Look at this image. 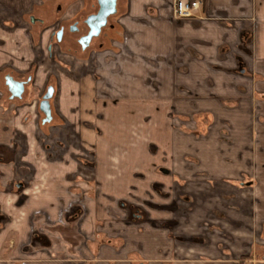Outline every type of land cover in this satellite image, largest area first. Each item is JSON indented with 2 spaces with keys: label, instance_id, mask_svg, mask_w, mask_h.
<instances>
[{
  "label": "crops",
  "instance_id": "obj_1",
  "mask_svg": "<svg viewBox=\"0 0 264 264\" xmlns=\"http://www.w3.org/2000/svg\"><path fill=\"white\" fill-rule=\"evenodd\" d=\"M173 1L123 0L120 5L117 0L116 7L123 13V43L113 41L61 80L59 94L52 100V116L65 121L61 127L76 138L77 132L91 127L97 133L91 141L94 155L48 160L53 165L72 164L74 171L69 166L65 177L51 178L57 180L42 193L49 197L38 201V210L24 206L28 212L23 224L17 220L0 226L9 237L7 242L0 239V264H15L18 256L29 264H194L189 253L178 256V247L172 245L177 241L168 235L172 223L163 222V206L154 201L155 185L169 182L164 181L166 170L158 169L163 163L172 164L169 184L175 196L166 211L179 209L185 185L192 201L188 199L183 207L189 217L201 205L195 202L196 180L211 179L215 187L204 188L202 209L208 208L204 203H210L209 195H217L218 203L210 207L225 215L231 211L228 226L236 231L254 227L248 242L223 241L240 245L232 253L239 256L237 264H264L260 235L264 211L254 202H249L248 210H234L228 204L231 192L224 185L230 180L225 166L232 157L234 164L243 163L251 170L243 177L248 182L238 187L254 189L249 180L256 166L255 146L264 142V0H200L199 9L186 19L173 18ZM24 2L0 0V35L16 37L17 5ZM195 115L210 119L208 147L217 155L191 161L190 155L182 158L173 151L185 146L189 153H199V139L189 132L196 128L195 119L185 127L187 132L179 125L180 116L190 117L189 121ZM200 126L203 129L204 123ZM154 135L165 138L164 151ZM152 146L162 154L172 149V154L163 162L151 154ZM198 165L203 177L196 176ZM68 175L71 186L80 180L87 187L85 194L80 196L74 193L77 188L63 184ZM44 176L41 179L47 180ZM7 195L5 207L20 212L19 194L9 191ZM148 199L152 205L146 203ZM120 201L128 205L119 206ZM105 202L110 203L107 209L102 207ZM114 206L123 209L122 221L109 219ZM134 207L140 209V216L134 215ZM218 256L217 264L229 263L221 260L226 258L223 252Z\"/></svg>",
  "mask_w": 264,
  "mask_h": 264
},
{
  "label": "rangeland",
  "instance_id": "obj_2",
  "mask_svg": "<svg viewBox=\"0 0 264 264\" xmlns=\"http://www.w3.org/2000/svg\"><path fill=\"white\" fill-rule=\"evenodd\" d=\"M118 3L122 5L123 0H118ZM17 6L19 8L18 21L20 25L17 27L15 33L16 37L10 40L9 36L5 34L0 35V113L2 114V116H0V226H2V228H5V225L11 224L17 220L20 221V225L23 224L24 220L27 218L28 212V207L24 206L28 204L30 207L28 210L34 207L35 211L38 210L41 205L38 204V201L49 197V195L41 196L42 193H46V189L52 188L51 184L57 180V178H51L54 175L65 177V173L69 172L67 170L69 166L72 167L71 171H74L72 164L65 165L62 163L53 165V163L48 162L51 157H60L69 159L70 161L72 158L77 160L79 157L90 159V157L94 155L91 141L97 133L90 127L88 130L83 129L77 132L76 138L68 129H63V127H61V125L65 124V121L62 122V120L57 117V114L50 117V120L46 123L44 120L45 115L41 112L40 107L38 108V105L40 106L42 101V95H45L47 89L51 87L53 92L49 105L50 108L54 107L55 104H52V100H55L59 94V84L64 77L74 75L73 70L75 71V65H81V62H91V60L96 57L95 54H97V52L108 48L107 46L113 41L123 43L121 37L122 21H120L122 20L123 13L121 9H119V5L117 13L108 20L106 26L102 27L100 36L84 51L73 41L85 32L83 27H80L79 34L77 35H65L60 43H55L50 39L51 33L57 31L55 23L58 20L63 23L62 25L67 27L73 25V22L78 19L79 15L82 18L90 12L95 11L97 8L96 0H25L24 4L19 3ZM29 16H33L37 20L34 23H30ZM45 27L49 28L45 29ZM11 44L14 45L12 53L10 50ZM49 46H51V51H48ZM6 76H10L14 80L22 82H26L29 78L31 79L30 83L26 84L21 99L10 100L4 81ZM50 111L52 113V108ZM187 118L190 119V117L187 116H180L179 125L187 132L185 127L195 119L197 123L195 124L196 128H191L192 130L189 132L194 134L200 141H196L197 145L201 146L198 148L199 153H189L185 146L174 149L173 153L180 152L182 158H185L186 155H190V158H192L191 161L197 160V158H199L198 156H215L216 153L208 147L209 128L207 126L211 123L210 119H207V117H197L196 115L189 121ZM203 123L204 128L202 129L200 125ZM70 126L73 128V125ZM153 138H155L154 141L161 150L164 151V149H166L165 138L160 135H154ZM221 139L222 142L225 140L224 135ZM205 141L207 144H205ZM222 150H224V148ZM255 150L256 166L252 171L253 178L249 180L254 186L252 190H242L238 187L239 184L248 182L244 180L243 177L245 173L250 172L249 174H251V170H246L243 163L234 164L232 157L228 158L230 162H228L227 166L223 164V167L225 166V169L227 168L226 175H231L230 180H226L224 184L228 189V193L231 192L230 196H232H229L228 200L231 202L228 204L232 205L233 209L236 211H241L242 209L248 210L250 203L253 202L257 207L259 206L261 211H264V142L261 141L255 146ZM154 153L159 155L163 162H165L172 154V149L167 152V154H162L158 153L154 146H152L151 154ZM214 165L218 166L217 163ZM200 166L201 165H198L194 169L197 174L196 176L203 177V170L200 169ZM52 167L55 168L53 169ZM158 167H160L158 169L164 168V172L166 170L165 174L168 177L164 178V181L169 182L168 184L162 183L155 185L154 188L157 190L156 193L159 196L154 195V201L155 203L159 202L163 206V217H166L163 219V222L165 223L168 221L172 223L170 227L172 231H170L168 235L169 237L171 235L172 239L177 241L175 244L172 243V245L178 247V256L180 259L189 253L194 260V264H206V262L217 264L219 260L217 258L219 257L218 252L221 251L223 254H226V258H222L221 260L229 262L227 264L239 263V256L232 254L239 244L234 241L230 242L227 240L225 242L223 240L224 238H229V240L243 238L248 242L249 237L253 236L250 231L254 227L248 228L249 231L247 229L236 231L234 228L230 227L231 225L228 226L231 221L229 219V216H232L230 215L232 214L231 211L225 215L226 213L217 211L215 206V211L210 207L213 206L214 203H218L217 195H209V197L212 198L210 199L211 204L209 200H207L204 206L208 208L206 210L202 209L203 202L201 198H203L204 188L215 187V184H213V181L209 178L205 180L202 178L196 180L197 196H195V202L199 201L201 205L199 209L193 211L189 217L187 216L188 212L183 208H186L187 200L189 199L185 194V185L181 189L182 194L179 195V209H175V211L172 209L173 213L171 211H166L167 206H172V202L175 199L174 194L170 190L171 185L169 184L171 183L170 178L172 177V164L163 163L159 164ZM235 167L238 169L236 171L237 175L232 176ZM198 169H200V171ZM34 171L36 172L35 177L32 175ZM179 171L181 172V170ZM231 171H233V173L230 174ZM44 175H47V180L41 179L45 177ZM49 175L50 177H48ZM70 176L71 175L66 176L67 179L63 184L66 185L68 189L71 187L72 189L77 188L74 193L77 192L80 196L81 194L83 195V193L85 194L84 189L86 190L87 187L80 185V180H77V183L71 186ZM5 178L9 181H6ZM236 190L238 193L235 192ZM9 191L19 194L17 201H21L20 204L22 205L20 207H23L20 208V212L11 210V206L5 207V202L8 198L7 193H9ZM81 198H83L81 204L83 205L82 208H84L85 198ZM191 202V199H189V203ZM124 203L127 204L126 201H120L119 206ZM146 203L152 205L149 199ZM106 205H110V203L105 202L102 204V207L105 208ZM6 208H8V211ZM118 208L119 207L114 206V210L112 208V211L109 212V219L111 222L122 221L121 216L123 214V209ZM139 210V208L134 207L133 213L135 216L141 215ZM102 222L101 219L99 223L101 224ZM250 223L252 225L251 221ZM240 232L243 234H240ZM6 235V229H2L0 232V239H3V241L6 240V242L9 241V237L6 239ZM260 235L263 237L262 239H264V230L262 231L261 229ZM262 239H260V242ZM166 250L167 249L164 251ZM263 251L262 254L264 253ZM19 255H21V253ZM21 259L25 258L23 256H18L16 259L17 263L15 264H29ZM254 263L256 264V262Z\"/></svg>",
  "mask_w": 264,
  "mask_h": 264
},
{
  "label": "flooded vegetation",
  "instance_id": "obj_3",
  "mask_svg": "<svg viewBox=\"0 0 264 264\" xmlns=\"http://www.w3.org/2000/svg\"><path fill=\"white\" fill-rule=\"evenodd\" d=\"M117 2V1H116ZM96 4H97V8L95 11L93 12H90L89 14H87L85 17H78V19H76L74 22H73V25H69V26H65V25H62L63 23H61L59 20L55 23L56 25V30L57 31H54L53 33H51V40H53L55 43H60L62 41V38L65 36V35H69V36H73V35H77L79 34V31H80V27H83L85 29V32L83 34H81L79 37L75 38V40H73L77 46H79L81 48L82 51L84 50H87L92 42L94 40H96L99 36H100V33L98 34V36L96 37H92L88 43V46L83 48V45L86 43V38L88 37V35L91 33V28L94 26V16H96L99 12V5H98V2L96 0ZM116 13H117V7H116ZM114 16V15H112ZM112 16H109L107 18V23L106 25L108 24V20L112 17ZM37 19L34 18L33 16H29V22L30 23H34ZM41 22V21H40ZM49 27H45V29H48ZM102 29V28H101ZM101 29H100V32H101ZM57 45V44H56ZM71 47V46H70ZM48 51H51V46L48 47ZM9 80H14L12 77L10 76H6L4 81H5V85L7 87V91L9 93V97H10V100H15V99H21L22 98V95L24 94V89H25V86L26 84H29L31 79H27L26 82H22V81H16V82H19V83H22L23 84V93L20 97H12V94L10 93L9 91V88H8V85H7V82ZM44 95V94H43ZM42 95V96H43ZM42 98V97H41ZM40 106L38 105V108ZM51 109V108H50ZM40 111V110H38ZM50 114H51V111H50Z\"/></svg>",
  "mask_w": 264,
  "mask_h": 264
},
{
  "label": "water",
  "instance_id": "obj_4",
  "mask_svg": "<svg viewBox=\"0 0 264 264\" xmlns=\"http://www.w3.org/2000/svg\"><path fill=\"white\" fill-rule=\"evenodd\" d=\"M116 1L117 0H97L99 5V12L96 16H94V26L91 28V33L86 38V43L83 45V48L88 46V43L92 37L98 36L100 33V29L106 26L107 18L109 16L116 14ZM8 88L12 97H20L23 93V84L16 82L14 80H9L7 82ZM53 89L50 87L47 89V92L42 97V101L40 103V110L45 115L47 120H50V105L49 101L52 97Z\"/></svg>",
  "mask_w": 264,
  "mask_h": 264
},
{
  "label": "built area",
  "instance_id": "obj_5",
  "mask_svg": "<svg viewBox=\"0 0 264 264\" xmlns=\"http://www.w3.org/2000/svg\"><path fill=\"white\" fill-rule=\"evenodd\" d=\"M200 5H201L200 0H174L173 18L174 19L190 18L199 9Z\"/></svg>",
  "mask_w": 264,
  "mask_h": 264
},
{
  "label": "trees",
  "instance_id": "obj_6",
  "mask_svg": "<svg viewBox=\"0 0 264 264\" xmlns=\"http://www.w3.org/2000/svg\"><path fill=\"white\" fill-rule=\"evenodd\" d=\"M50 117H52V113H51V116ZM44 120H45L46 123H48V120H47L46 117H44Z\"/></svg>",
  "mask_w": 264,
  "mask_h": 264
}]
</instances>
